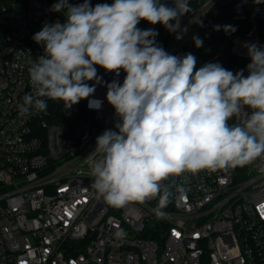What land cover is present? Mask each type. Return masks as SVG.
Returning <instances> with one entry per match:
<instances>
[{
    "label": "built area",
    "instance_id": "1",
    "mask_svg": "<svg viewBox=\"0 0 264 264\" xmlns=\"http://www.w3.org/2000/svg\"><path fill=\"white\" fill-rule=\"evenodd\" d=\"M219 1L189 0L193 11L180 17L186 32L160 23L139 28L156 30V43L169 54L195 55L200 47L193 37L204 40ZM56 2L0 0V264H264V155L243 167L162 181L173 195L157 217L159 196L113 208L92 187L91 161L100 158L96 138L106 129L118 131L119 117L106 95L113 80L123 84L122 69L117 76L95 66L100 82H87L95 92L70 109L44 98L45 112L19 115L18 105L33 91L29 59L44 55L32 37L46 23L66 19L52 10ZM161 2L174 7L173 0ZM231 9L234 20L249 21V29L229 37L237 59L229 70H244L246 77L248 46L264 50V0H236ZM90 99L102 106L90 108ZM118 228L128 234L123 240L115 238Z\"/></svg>",
    "mask_w": 264,
    "mask_h": 264
},
{
    "label": "clouds",
    "instance_id": "2",
    "mask_svg": "<svg viewBox=\"0 0 264 264\" xmlns=\"http://www.w3.org/2000/svg\"><path fill=\"white\" fill-rule=\"evenodd\" d=\"M173 3L114 0L92 7L89 0L78 5L57 0L52 10L64 12L66 19L46 23L32 37L43 45L44 55L29 59L33 91L18 105L21 116L45 112L44 98L61 100L70 109L95 92L87 83L100 82L95 66L117 76L122 69L123 84L113 80L106 95L119 117L118 131L106 129L96 138L94 152L100 158L91 161L92 187L113 208L159 196L153 209L157 217L173 195L172 186L162 188V181L243 167L264 155V50L248 46L246 77L244 70L233 74L219 63L197 70L192 53L169 54L156 43V30L137 27L144 20L186 32L180 17L193 11L189 0ZM193 41L203 45L198 36ZM102 103L90 99L88 106L99 109ZM114 235L123 240L128 234L118 228Z\"/></svg>",
    "mask_w": 264,
    "mask_h": 264
},
{
    "label": "trees",
    "instance_id": "3",
    "mask_svg": "<svg viewBox=\"0 0 264 264\" xmlns=\"http://www.w3.org/2000/svg\"><path fill=\"white\" fill-rule=\"evenodd\" d=\"M235 1L236 0H220L213 13L209 15L208 22L203 29L205 33L203 45L194 55L197 59V70L207 63H219L223 68L229 70L230 67L237 62V59L230 53L232 43L229 37L247 31L249 29V21H238L233 19L234 11L231 7ZM210 21H214V24L212 27L208 28ZM143 22L146 21H140V23ZM216 26H220L219 30H216ZM226 26H231L234 31L230 29L226 30ZM221 51L224 52V55L216 57ZM234 122L235 118L230 120L229 124L231 125Z\"/></svg>",
    "mask_w": 264,
    "mask_h": 264
},
{
    "label": "rangeland",
    "instance_id": "4",
    "mask_svg": "<svg viewBox=\"0 0 264 264\" xmlns=\"http://www.w3.org/2000/svg\"><path fill=\"white\" fill-rule=\"evenodd\" d=\"M144 23V22H143ZM143 23H140L137 27L139 28Z\"/></svg>",
    "mask_w": 264,
    "mask_h": 264
}]
</instances>
